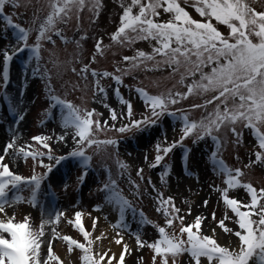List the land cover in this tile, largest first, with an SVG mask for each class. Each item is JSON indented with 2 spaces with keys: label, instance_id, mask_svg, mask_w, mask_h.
I'll list each match as a JSON object with an SVG mask.
<instances>
[{
  "label": "rangeland",
  "instance_id": "1",
  "mask_svg": "<svg viewBox=\"0 0 264 264\" xmlns=\"http://www.w3.org/2000/svg\"><path fill=\"white\" fill-rule=\"evenodd\" d=\"M130 2L100 0L98 14L92 10L91 3L78 12L73 9L64 20L56 23L55 30L48 33L51 41H40L38 61L31 49L14 57L10 62V81L6 90L0 63V155L5 156L4 163L13 173L25 178L33 173L47 172L42 164L52 167L51 173L36 193L35 206L32 203L31 188L22 185L8 192L7 199L12 203L5 204V213H0V219L14 217V222H23L28 217L32 228L38 230L42 220H55L57 212L64 213L58 222L44 226L41 256L47 258L48 244L51 242L53 254L59 258L49 264H82L83 252L75 246H72L70 252L67 242L61 238L63 236H69L90 247L94 258H97V254L108 253L105 247L112 242L118 247L108 253L113 258L112 264H119L118 257L122 252L125 255L124 264H153V250L139 247L136 236L139 235L147 243H153L159 239L158 227H165L170 235L180 236V220L175 219L169 227L163 212L157 211L161 194L164 199L172 198L175 207L180 209L179 216L184 217L185 225L194 222L197 216L204 217L202 233L213 236L215 230L214 238L221 246L234 248L238 245V237L233 233L239 228L234 214L224 205L221 192L218 191L226 187L224 181L227 177L217 170V161H223L232 170L239 169L242 173L239 177L241 183L251 184L257 191L264 189V163H252L255 160L254 153L259 150L257 141L252 130L241 123L235 125L241 133L239 142L231 131L232 126H221L214 133L219 143L207 136L193 143L196 137L190 136L184 139L183 146L173 148L160 166L152 167L158 144L166 147L180 140L182 114H186L190 121L201 120L214 110L216 102L207 107L193 106L204 105L206 100L212 99L217 93L194 92L179 99L178 103L168 105V112L176 115L165 113L155 125L131 127L123 133L117 131L129 125L132 120L151 117V111L137 89H143L152 96L187 93V85L193 79H199L197 73L195 77L186 76L181 83L185 67L173 71L174 65L157 67L153 61L131 68L124 57L135 56L138 50L152 53L155 41L138 40L132 44H121L111 39L120 26L123 12L121 5L126 6ZM178 2L194 19H204L191 6L192 0L187 4L184 0ZM246 3L256 12H264V0H246ZM19 4L18 8L7 6L5 15H11L13 23L29 30L27 44L34 46L39 27L50 12L49 0H19ZM138 10L136 8L134 12ZM158 11L159 20L171 18V14L163 13L162 9ZM216 26L225 35L228 34L226 26ZM56 31L61 35H56ZM18 35V30L9 27L3 16H0V53L7 49L12 54L14 48L21 47L22 42L18 43L15 39ZM98 41H101L102 54L96 49ZM156 59L160 60L161 57L157 56ZM37 65L39 74L33 72ZM86 65L89 71L84 73L81 69ZM92 70L119 75L122 83L117 84L111 76L93 77ZM204 71L208 72L210 68ZM97 80L105 89L104 94H97ZM49 86L58 98L83 110L94 109L99 114L94 116V119L101 122V130L94 134L96 139L117 141L115 145L88 147L86 155L91 158V167L82 166L76 158L64 159L59 164L55 159L48 158V155L66 157L76 147L71 131L63 141L59 140L65 132L62 124L67 109L61 105L51 107L54 101L49 96ZM117 88L119 97L115 93ZM120 97L131 103V117L128 116L127 105L121 103ZM110 109L115 110L116 120L112 119ZM18 115H22L23 119H18ZM35 136L50 137L47 141L49 149L34 141ZM13 140L17 149L28 145L30 148L27 151L34 150L44 155L33 160L31 156L25 158L17 154L15 149L5 154V146ZM210 153L218 155L212 160ZM121 164L126 168L122 169ZM140 169L143 170L142 174L137 175ZM165 170L167 174L162 181L161 174ZM80 177L83 179H78ZM109 179L116 181L123 197L131 204V207H125L122 215L119 212L120 205L115 201L109 202L110 193L101 191ZM229 195L242 202L250 200L246 190L240 187L230 190ZM16 197H20L21 202H15ZM97 206L98 211L94 210ZM78 211L83 213L81 225L89 232L90 245L79 230L69 223ZM225 216L231 217L225 220V224L232 232H225L219 227L218 222L225 219ZM53 228L57 237L53 236ZM181 238L187 237L184 235ZM118 239L121 240L120 244L116 243ZM124 245H127V252ZM108 256L101 264H106ZM156 264H160L159 257L156 258ZM169 264H172L171 257ZM176 264H190L189 255L184 253L179 256ZM201 264H208L206 258H201ZM250 264H258V261L253 258Z\"/></svg>",
  "mask_w": 264,
  "mask_h": 264
},
{
  "label": "snow or ice",
  "instance_id": "2",
  "mask_svg": "<svg viewBox=\"0 0 264 264\" xmlns=\"http://www.w3.org/2000/svg\"><path fill=\"white\" fill-rule=\"evenodd\" d=\"M189 0H184L188 3ZM92 4V10L98 14L100 0H49L50 12L44 22L39 27V34L34 46L27 44L29 30L19 24L13 23L11 15H5L7 6L13 8L20 7L19 0H0V16H3L7 25L17 29L19 35L15 37L22 46L14 48L12 54L5 49L2 56V79L6 86L10 81V62L15 56L26 53L31 49L36 60H39L40 41L47 39L51 41L49 32L55 30L56 23L64 20L68 14L75 9L77 12L82 10L87 4ZM192 7L203 20L194 19L189 12L181 6L178 0H131L123 8L120 17V26L111 39L121 44H132L138 40L155 41L152 53H145L138 50L135 56L124 57L129 62L131 68H137L146 61H153L157 67L167 65L175 68L177 71L181 66L185 67V73L181 75V83L186 76L195 77L199 74V79H193L192 83L187 85V93H168L167 95L152 96L143 89H137L142 94L145 104L151 111V117L143 120H132L129 125L117 129L123 133L131 127L140 128L141 125H155L157 120L167 113L176 115L174 112H168L169 104H176L179 99L186 98L194 92L207 93L214 92L212 99L206 100L204 105H194L193 107H207L208 104L216 102L215 108L199 121H190L186 114H182V135L180 140L173 141L170 145L162 147L157 145V155L152 167H158L165 160L167 155L177 146H183L184 139L195 135L193 143L210 137L219 143L218 137L214 135L221 126H232L231 131L237 137V142L241 133L237 131L235 125L243 124L245 128L252 130L253 136L257 141L258 151L254 153L255 160L252 163H264V12H256L246 3V0H192ZM138 8V12L134 9ZM165 14H171L167 20H159L160 11ZM213 21L216 23L214 24ZM216 25L226 26L228 34L222 33ZM56 35H61L56 31ZM63 39V37H61ZM255 38V39H253ZM67 42V41H65ZM54 43V41H53ZM96 49L102 54L101 41L97 42ZM161 57L157 60L156 57ZM94 59V58H93ZM205 68L210 71L205 72ZM82 72L89 71L87 65L81 69ZM119 71V69H118ZM128 70L125 71V74ZM35 74H39L38 65L33 69ZM93 77H110L117 83H122L121 76L108 72H97L92 70ZM97 94H104L105 89L100 86L97 80ZM116 95L120 92L117 88ZM49 96L51 107L61 105L67 109V115L63 119L62 127L65 129L59 140L71 131L72 139L76 145L66 157H52L59 164L64 159H79L82 166L87 167L90 157L86 155V149L93 145L100 144L115 145V140L100 141L94 134L101 130V122L94 119L99 115L93 110H83L70 102L62 100L52 93L49 86ZM121 103L127 105L128 116L132 115V106L129 101L120 97ZM231 101V105L229 102ZM105 107H108L105 104ZM113 120L117 119L114 109H110ZM22 120L23 116L18 115ZM106 123V122H105ZM51 139L47 136H35L33 140L40 143L45 149H49L47 141ZM30 146L25 145L16 148L15 141L8 143L4 148L7 154L10 149H15L17 154L25 158L31 156L33 160L43 153L34 150L27 151ZM218 153H214L215 158ZM5 156L0 155V213H5V204L12 203L7 199L8 192L13 189H19L22 185L31 188L32 203L35 206L36 193L41 188L43 181L51 173L50 165H43L47 169L44 174L31 175L28 178L13 173L10 167L4 163ZM218 171L225 175L224 181L226 187L218 189L221 192V199L224 205L234 214L235 222L239 230L233 234L238 237V245L234 248L221 246L213 236L204 235L201 231L204 217L197 216L191 224H184V217L179 216L180 209L176 208L171 197L164 199L162 194L159 199L157 211L163 212L166 217L167 226L171 227L175 219L181 222L180 236L170 235L165 227H158L159 239L153 243H147L139 235L136 236V242L139 247H149L153 250V264H156V258H160V264H169V257L172 258V264H176L179 256L187 253L190 257V264H201V258H206L208 264H250L253 258H256L258 264H264V189L257 191L251 184L241 183L239 177L242 175L239 169L232 170L226 167L223 161H217ZM122 169L126 168L121 164ZM142 169L138 170L137 175L142 174ZM161 174L163 181L164 176ZM142 178V176H141ZM78 179H83L80 177ZM237 187L244 188L250 197L248 202H242L237 198L230 197V190ZM101 191L110 193L109 202L115 201L120 205L119 212L122 215L125 207H131L130 202L123 197L118 189L115 180L109 179L103 185ZM15 202H21L20 197L15 198ZM207 201H205V206ZM243 209V210H242ZM94 210H99L97 206ZM64 215L57 212L55 220H42L38 230L33 229L29 218L25 217L23 222H14V217L0 219V264H49L50 261L59 258L53 254L51 242L48 244L47 258L41 256V237L44 235V226L49 223H56ZM83 213L76 212L74 219L69 220L76 229L88 241L89 232L81 225ZM215 220V213L212 214ZM231 217L225 216L218 222L219 227L225 232H232L225 224V220ZM96 220L93 221L95 227ZM195 230V231H194ZM186 234V239H182ZM55 228L53 236L57 237ZM67 242L69 251L72 246L79 248L83 252L82 264H101L105 261L107 253L97 254L94 258L90 247L79 243L69 236L61 237ZM117 244L121 240H116ZM125 252L128 251L127 245H124ZM112 257L108 256L106 264H112ZM125 255L122 252L118 257L119 264H124Z\"/></svg>",
  "mask_w": 264,
  "mask_h": 264
},
{
  "label": "bare ground",
  "instance_id": "3",
  "mask_svg": "<svg viewBox=\"0 0 264 264\" xmlns=\"http://www.w3.org/2000/svg\"><path fill=\"white\" fill-rule=\"evenodd\" d=\"M116 247V245L115 244H113L112 242L108 245V246H106L105 247V252H110L111 250H113L114 248ZM116 248H118V247H116ZM107 253V254H108Z\"/></svg>",
  "mask_w": 264,
  "mask_h": 264
},
{
  "label": "trees",
  "instance_id": "4",
  "mask_svg": "<svg viewBox=\"0 0 264 264\" xmlns=\"http://www.w3.org/2000/svg\"><path fill=\"white\" fill-rule=\"evenodd\" d=\"M115 152H116V151H115ZM209 155L211 156L210 159L214 160V157H213L212 153H210ZM88 163H89L88 166L91 167V166H90L91 161H89ZM216 165H217V164H216ZM37 174H38V173H37ZM185 236H186V234H185Z\"/></svg>",
  "mask_w": 264,
  "mask_h": 264
}]
</instances>
